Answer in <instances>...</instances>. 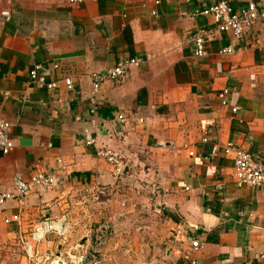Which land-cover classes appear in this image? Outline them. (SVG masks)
<instances>
[{"label": "crops", "instance_id": "crops-1", "mask_svg": "<svg viewBox=\"0 0 264 264\" xmlns=\"http://www.w3.org/2000/svg\"><path fill=\"white\" fill-rule=\"evenodd\" d=\"M219 1L240 8L249 0H0V119L11 123L14 142L8 155L0 151V193L12 191L16 174L27 180L59 171L56 188L35 189L24 203L9 201L0 211V264H17L16 257L28 264L24 241L41 219L64 213L68 195L108 194L125 182L136 195L145 182L163 211L161 264H186L188 244L175 238L182 225L205 244L193 253L196 264H264L256 258L264 254V187H238L232 156L222 151L231 142L264 163V21L234 54H222L231 37L218 33L211 18L189 19L195 6ZM199 29L211 33L202 58L192 47ZM134 57L142 61L125 84H102L96 147L85 146L90 75ZM37 64L55 89L30 82ZM214 145L219 150L211 154ZM103 147L123 156L121 179L96 155ZM84 242L89 255L100 246ZM52 245L44 240L36 250L49 257ZM94 256L104 264L111 258Z\"/></svg>", "mask_w": 264, "mask_h": 264}, {"label": "built area", "instance_id": "built-area-1", "mask_svg": "<svg viewBox=\"0 0 264 264\" xmlns=\"http://www.w3.org/2000/svg\"><path fill=\"white\" fill-rule=\"evenodd\" d=\"M187 4H192L193 0H183ZM158 4V1L155 2ZM153 16L156 15L152 11ZM198 17L211 18L213 20L215 30L218 33H225L231 37V44L221 49L222 54L232 55L235 53L236 44L241 41L247 31L252 29L259 21H264V0H249L243 7L235 8L226 1H219L210 5L195 6L191 11L190 20H195ZM210 31L199 29L192 39L193 55L197 58L206 56V45L210 38ZM140 57L124 59L118 62L111 68L104 69L99 72H94L90 75L91 91L88 98L89 101V119L85 122V127L82 129L83 144L85 146L96 147V133L98 126L97 107L99 105V92L101 86L105 82H110L115 86H121L126 83L130 76V71L133 67H137L141 63ZM53 68H58L57 64L52 65ZM29 80L32 84L45 87L48 90H53L57 87L55 81H49L46 78V70L41 65H34L28 72ZM65 87L68 90L73 89V82L70 77L63 80ZM230 92L229 89H223L219 92L218 97L221 100V105L226 106V95ZM232 113L237 112L236 107H232ZM76 121H82L80 116L75 117ZM119 122H124L125 117L121 114L117 116ZM11 123L5 119H0V151L3 155H8L14 149V142L10 138ZM217 145L212 146L211 154L218 151ZM223 154L232 156L234 168V182L238 187L263 188L264 187V163L252 156L248 151L242 149L231 142H227L222 147ZM96 155L102 158L112 168V175L116 179H121L125 173V163L123 156L113 150L106 148H97ZM190 156L193 152L189 153ZM56 169L53 173H35L24 179L20 174L14 175L12 178V191H4L0 193V211L4 208L7 202L17 201L24 203L29 195L35 189H54L57 186ZM217 187L222 189V185ZM186 190H188L186 188ZM105 191L101 190L100 195H104ZM12 221H19L18 216H14ZM10 223V219L5 220ZM188 229L184 225L177 231L175 238L180 237L185 239L188 247L184 251L183 259L186 264H196L193 258V253L201 250L204 247V242L199 238L189 235ZM68 232V223L65 215L50 219L44 218L39 221L34 230L28 235V238L23 244V253L28 264H102L94 254L89 255V247L81 241L71 243L65 246V243H60L56 247L57 251L51 256H44L36 250V245L44 241L49 236H54L57 239L64 240ZM257 259H264V254L256 256Z\"/></svg>", "mask_w": 264, "mask_h": 264}, {"label": "rangeland", "instance_id": "rangeland-1", "mask_svg": "<svg viewBox=\"0 0 264 264\" xmlns=\"http://www.w3.org/2000/svg\"><path fill=\"white\" fill-rule=\"evenodd\" d=\"M143 184L142 195L134 194L137 189L126 182L105 195H95L85 189L68 195L61 214L68 223L65 246L94 241L100 246L91 254L110 256L106 264H161L158 260L163 256L167 233L162 231L166 228L163 211ZM45 240L53 242L49 252L55 254V244L60 239L49 236ZM17 254L20 259L22 252ZM15 260L20 263L17 257Z\"/></svg>", "mask_w": 264, "mask_h": 264}]
</instances>
